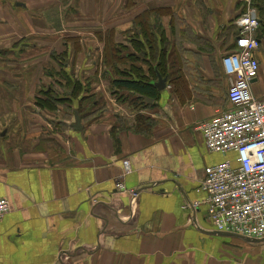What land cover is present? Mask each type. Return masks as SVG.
Returning a JSON list of instances; mask_svg holds the SVG:
<instances>
[{"label":"crops","instance_id":"0c3cea01","mask_svg":"<svg viewBox=\"0 0 264 264\" xmlns=\"http://www.w3.org/2000/svg\"><path fill=\"white\" fill-rule=\"evenodd\" d=\"M250 2L28 0L14 5L17 22L4 19L0 25V37L12 41L0 58L17 64L15 57H24L26 68L24 75L22 69L9 71L16 81L13 92L0 82V199L11 209L0 220V264H264V242L214 235L206 206H194L204 197L195 192L203 170L225 159L206 150L199 126L230 108L220 61L233 50L236 22ZM68 28L94 31L95 55L84 54L81 32L64 41L57 36ZM107 31L114 32L123 57L141 60L135 65L145 74L147 51L135 47L144 43L143 32L156 42L153 61L158 57L166 64L161 76L167 83L162 91L153 85L159 96L147 101L149 107L130 108L114 98L103 66ZM255 56L260 71L253 89L264 87V41ZM61 69L82 85V79L91 84L82 93L81 130L73 127L64 105L50 112L36 103L45 90L67 92L55 82ZM258 90L257 98H264V89ZM136 115L150 118L153 127L136 133L131 129ZM36 118L48 124L49 136L37 135L25 123L32 119L36 126ZM120 119L129 123L120 125ZM117 183L136 197L118 191Z\"/></svg>","mask_w":264,"mask_h":264},{"label":"built area","instance_id":"2783aa9c","mask_svg":"<svg viewBox=\"0 0 264 264\" xmlns=\"http://www.w3.org/2000/svg\"><path fill=\"white\" fill-rule=\"evenodd\" d=\"M236 26L234 49L220 62L231 108L199 126L206 150L225 159L203 170L195 192L204 197L194 206H206L207 219L218 232L264 239V98L251 92L260 69L255 57L259 48L256 9L247 7ZM116 188L136 197L122 183ZM10 211L9 203L0 199V220Z\"/></svg>","mask_w":264,"mask_h":264},{"label":"trees","instance_id":"16d2710c","mask_svg":"<svg viewBox=\"0 0 264 264\" xmlns=\"http://www.w3.org/2000/svg\"><path fill=\"white\" fill-rule=\"evenodd\" d=\"M264 0H252V6L256 9L259 16V28L257 32L258 40L264 41ZM128 32L125 33L127 35ZM101 38V35L99 36ZM128 38V35L126 36ZM142 37L144 43L138 44L135 48L139 53H145L149 61L145 62L148 66V74H145L143 69L136 66L135 63L140 62L136 57L130 59V57H123L118 43H115L116 36L114 32L107 31L104 36V50H103V66L106 67L105 74L109 78L112 90H114V97L129 105L130 108H146L150 105L147 103L149 100L156 101L159 94L153 87V83L156 80L154 74L157 72L160 75L166 74L165 63H162L161 58L157 62L155 60L156 42L152 40L150 36L146 37L143 32ZM135 40V37L133 38ZM138 39V37H137ZM147 44V45H146ZM161 54V53H160ZM159 54V55H160ZM58 64L62 67L64 63L61 62L62 58H56ZM154 71V72H153ZM164 76V75H163ZM56 84L63 88L65 87L67 92L63 95L57 94L52 89L41 92V96H37L36 103L41 109L49 110L50 112L56 110V105H64L66 113L69 117H72L75 121V113L79 116L80 121L83 117L80 114V108L84 102L82 93L89 91L90 81L86 80L84 85L80 81L73 79L63 69L56 74ZM64 80L65 84L61 81ZM116 90V91H115ZM85 99V98H84ZM229 104L228 98H226ZM72 106H75L73 110ZM74 116V117H73ZM120 125L128 124L126 120L120 119ZM133 126L131 127L136 133H145L146 130H150L153 127V121L143 115H136L133 119ZM147 132V131H146Z\"/></svg>","mask_w":264,"mask_h":264},{"label":"rangeland","instance_id":"374dc122","mask_svg":"<svg viewBox=\"0 0 264 264\" xmlns=\"http://www.w3.org/2000/svg\"><path fill=\"white\" fill-rule=\"evenodd\" d=\"M25 1L27 2L28 0H0V25L4 21V19L5 20L8 19L9 21H7V22L9 24H14L15 22H17L18 16L14 13V10H18V9H16L14 5H16L18 3H23ZM250 4L252 6V0H251ZM90 16H92V15L90 14ZM102 26H104V25L102 24ZM70 29L71 28L61 30L62 32H59L57 36H59L60 39H62L64 41V40L68 39L69 36L70 37L73 36V34L75 36H78L79 35V32H81L82 38H83V44H84V47H85L84 48V50H85L84 51V54L86 55L87 52H90L91 54H94L95 55V49L93 48V46L91 45V42H90V38L92 37V34L94 33V31H84V30H72L71 31ZM77 31H79V32L77 33ZM44 34L46 35L45 32H44ZM11 42L12 41L8 40V42L5 43L4 38H1L0 37V43H2V44H0V52L6 53L7 50H8L6 48H10L9 47V44ZM2 49H3V51H2ZM38 50H39V48H37V51ZM2 56H4V55H2ZM2 56H0V57H2ZM15 58H17L16 59L17 64L12 63V62H8V63L2 62L4 59H6V57L0 58V82L1 81L4 82V84L7 86L8 90L9 89L12 90L11 92H13V90H14L13 88H14V85L16 84V81L11 78L12 75H11V73H9V71L10 70L15 71L17 69H22L23 71L21 73L24 75L25 74V68H26V67L24 68L23 66H21V61L23 60L24 57L21 58L19 56H16ZM25 66H29V65L26 64ZM38 66H39V69H40L39 70L40 75H39V79H38V81L40 80L39 87H42L45 84L43 82V80H45L44 79L45 77L42 76V74H43L42 73L43 64L40 63ZM28 68L30 70L32 67L29 66ZM74 69H76V68H74ZM3 70L6 71L9 74H3V73H1V71L3 72ZM29 81L31 82V79ZM85 81H86L85 79H82L83 85H84ZM156 82H157V80H156ZM17 85L19 86V90H20V88L22 89V84H21L20 81H18V84ZM29 87H30V85L28 83V86H27V90L26 91H28V88ZM258 88H260L262 91L264 89L263 86H259V87L256 86L254 89H253V86L251 87V92H252V94H253L254 97H257L256 94H255V91L257 93H259ZM10 101H11V99H10ZM126 114L127 113H125L124 115H126ZM85 118L86 117L84 116V119ZM9 121H11V120L9 119ZM25 123L26 124H29L30 127H35L36 129H34V131L37 132V135L38 134H40L41 136H45V135L46 136H49L50 135L48 133V127H47L48 124H46L44 122V120L41 119V118H36V121H35V125L37 124L36 126H34V122L32 121V119H28L27 122H25ZM127 123H129V121H127ZM30 127H28V128H30ZM29 141L31 142L32 141V138H30ZM229 248L232 249L231 246H229Z\"/></svg>","mask_w":264,"mask_h":264},{"label":"water","instance_id":"95a60500","mask_svg":"<svg viewBox=\"0 0 264 264\" xmlns=\"http://www.w3.org/2000/svg\"><path fill=\"white\" fill-rule=\"evenodd\" d=\"M166 83H167V79L162 78V76L157 73V82H154V84H153L157 88V90H159V91L164 90V88L166 87ZM149 101H152V100H149ZM79 124H80V118L75 113V125L73 127L77 130H81V127ZM214 235H217L219 237H226V238H238V239L243 240V241L250 243V244H259L261 242H264V240L249 239V238H245V237L238 236L235 234H230V233L215 232Z\"/></svg>","mask_w":264,"mask_h":264}]
</instances>
